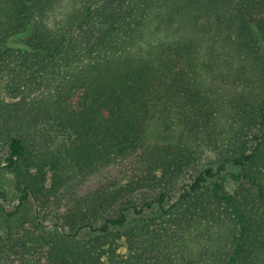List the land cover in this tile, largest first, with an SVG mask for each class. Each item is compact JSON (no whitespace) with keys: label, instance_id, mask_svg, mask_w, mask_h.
<instances>
[{"label":"trees","instance_id":"obj_1","mask_svg":"<svg viewBox=\"0 0 264 264\" xmlns=\"http://www.w3.org/2000/svg\"><path fill=\"white\" fill-rule=\"evenodd\" d=\"M0 149V264H264V0H0Z\"/></svg>","mask_w":264,"mask_h":264},{"label":"rangeland","instance_id":"obj_2","mask_svg":"<svg viewBox=\"0 0 264 264\" xmlns=\"http://www.w3.org/2000/svg\"><path fill=\"white\" fill-rule=\"evenodd\" d=\"M4 156V152L0 149V160ZM213 158L211 156H207L202 162L203 165H210L213 162ZM1 162V161H0ZM1 164V163H0ZM227 170H232V168H227ZM197 171L194 173H188L185 179L182 180V182L189 181ZM120 175V166L117 164H111L109 166L99 168L92 174H90L83 183L78 186L76 190H74V194L78 196L85 195L91 191H94L95 189L101 187L102 185L106 184L107 182L113 181ZM225 189L229 192L234 190L235 184L231 182L229 179H226L224 182ZM0 190L5 192L6 199L3 201V204L9 208L11 205L15 204L16 201L14 199L13 194V178L10 174H8L5 170L0 168ZM147 197L151 195H138L137 198L140 197ZM172 198H175L173 196ZM110 217V215H108ZM1 264H48L47 261L41 257V256H35L31 259H29L27 262H21L17 260H7Z\"/></svg>","mask_w":264,"mask_h":264}]
</instances>
